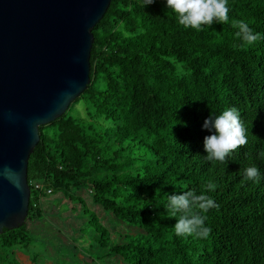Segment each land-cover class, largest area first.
<instances>
[{
    "label": "trees",
    "instance_id": "trees-1",
    "mask_svg": "<svg viewBox=\"0 0 264 264\" xmlns=\"http://www.w3.org/2000/svg\"><path fill=\"white\" fill-rule=\"evenodd\" d=\"M228 15L196 32L166 0H112L92 31L88 89L39 128L26 224L0 235L6 264H18L33 231L48 226L43 204L56 197L101 236L85 264H264V0H229ZM239 20L260 35L254 45L236 37ZM233 107L248 143L213 164L204 121ZM250 166L259 183L245 178ZM189 190L218 205L201 213L205 239L177 236L167 218V196ZM78 224L61 225L81 237Z\"/></svg>",
    "mask_w": 264,
    "mask_h": 264
},
{
    "label": "water",
    "instance_id": "water-1",
    "mask_svg": "<svg viewBox=\"0 0 264 264\" xmlns=\"http://www.w3.org/2000/svg\"><path fill=\"white\" fill-rule=\"evenodd\" d=\"M112 0H0V235L25 226L39 128L91 83L93 29Z\"/></svg>",
    "mask_w": 264,
    "mask_h": 264
},
{
    "label": "clouds",
    "instance_id": "clouds-1",
    "mask_svg": "<svg viewBox=\"0 0 264 264\" xmlns=\"http://www.w3.org/2000/svg\"><path fill=\"white\" fill-rule=\"evenodd\" d=\"M154 2L156 0H144V6ZM166 5L176 15L179 25L196 32L229 21V0H166ZM233 26L238 29L235 35L244 46H252L261 39L244 20L233 21ZM203 128L214 131V134L204 138L205 159L213 164H227L228 157L248 143V130L235 107L215 117L210 115L204 121ZM261 158H264V153H261ZM244 175L247 180L259 183L260 172L257 167L246 168ZM214 188L211 182L207 185L209 191ZM166 200L167 218L176 221L173 227L177 236L205 239L210 235L211 229L205 225L207 217L201 213L218 208L211 196L189 190L168 195Z\"/></svg>",
    "mask_w": 264,
    "mask_h": 264
},
{
    "label": "rangeland",
    "instance_id": "rangeland-1",
    "mask_svg": "<svg viewBox=\"0 0 264 264\" xmlns=\"http://www.w3.org/2000/svg\"><path fill=\"white\" fill-rule=\"evenodd\" d=\"M43 206L48 213V218L45 220V222H48V226L33 231L34 234H32L31 238L34 241H31V245L26 252L27 254H23V257L18 256L17 259L14 260L15 262L17 261L18 264H25L24 261L21 260L24 257L29 258L31 264H85L89 256L91 257V261L92 259H97L91 247H99L95 242V238L100 239L101 236L94 233L90 228L87 230L88 224L82 221L83 219L77 218L78 215L72 212V205L70 202L64 203L62 198L56 197L46 201ZM70 221L76 226L77 221H80L78 225L81 229L85 230L86 233L81 235L83 239L74 235L77 231H71L70 228H66L65 230L62 227L64 223ZM74 241L76 244L73 243ZM61 244L62 247L60 250ZM75 247L78 250H76ZM17 249H19V247H13L12 251L17 253ZM84 259L86 260L84 261ZM111 262L112 261L109 260V264ZM97 263L106 264L105 262Z\"/></svg>",
    "mask_w": 264,
    "mask_h": 264
},
{
    "label": "crops",
    "instance_id": "crops-1",
    "mask_svg": "<svg viewBox=\"0 0 264 264\" xmlns=\"http://www.w3.org/2000/svg\"><path fill=\"white\" fill-rule=\"evenodd\" d=\"M6 258H7L6 254L3 252H0V264H6L7 263ZM21 260L24 261L25 264H31L26 257L22 258Z\"/></svg>",
    "mask_w": 264,
    "mask_h": 264
},
{
    "label": "built area",
    "instance_id": "built-area-1",
    "mask_svg": "<svg viewBox=\"0 0 264 264\" xmlns=\"http://www.w3.org/2000/svg\"><path fill=\"white\" fill-rule=\"evenodd\" d=\"M36 188H39V186H36Z\"/></svg>",
    "mask_w": 264,
    "mask_h": 264
}]
</instances>
